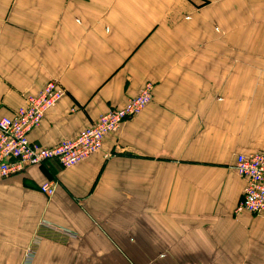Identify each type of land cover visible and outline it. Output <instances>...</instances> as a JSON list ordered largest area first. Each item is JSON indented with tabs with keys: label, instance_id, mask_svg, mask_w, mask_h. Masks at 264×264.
Listing matches in <instances>:
<instances>
[{
	"label": "crops",
	"instance_id": "1",
	"mask_svg": "<svg viewBox=\"0 0 264 264\" xmlns=\"http://www.w3.org/2000/svg\"><path fill=\"white\" fill-rule=\"evenodd\" d=\"M221 1L0 0V118L64 89L31 140L73 137L153 84L78 164L0 178V264H264V213L235 212L233 169L264 153V0Z\"/></svg>",
	"mask_w": 264,
	"mask_h": 264
},
{
	"label": "built area",
	"instance_id": "2",
	"mask_svg": "<svg viewBox=\"0 0 264 264\" xmlns=\"http://www.w3.org/2000/svg\"><path fill=\"white\" fill-rule=\"evenodd\" d=\"M64 90L55 80H49L35 95L25 98L23 105L10 116L0 118V178L19 174L28 166L47 160H56L62 167L74 166L98 151L108 132L119 128L123 119L137 114L149 102L151 83H145L122 108H111L99 115L97 121L80 130L73 137L53 145H42L29 138V132L37 127L45 112L63 96ZM234 167L246 178L235 212L264 213V153L254 152L236 155ZM40 191L50 197L55 183L45 181ZM29 260V258H27Z\"/></svg>",
	"mask_w": 264,
	"mask_h": 264
},
{
	"label": "rangeland",
	"instance_id": "3",
	"mask_svg": "<svg viewBox=\"0 0 264 264\" xmlns=\"http://www.w3.org/2000/svg\"><path fill=\"white\" fill-rule=\"evenodd\" d=\"M221 2L222 3V1L221 0H218V2ZM189 2H190V4L193 6V7H195V8H197L198 10H201V9H203V8H212L211 9V11L213 10V9H215V10H217V0H189ZM214 10V11H215ZM213 11V12H214ZM216 15V14H215ZM186 17V16H185ZM216 22V24H217V21H215ZM218 28V27H217ZM217 28L216 29H213V30H215L216 32H217ZM212 44H216L217 45V34H216V37L215 38H213V39H210V40H207L206 41V44H205V50H206V54H207V57L209 56V52L212 50L209 46H211ZM211 56V58L212 57H215V58H217V55H215V54H211L210 55ZM211 68H213V67H211ZM51 80H54V79H51ZM55 81H57V80H55ZM58 82V81H57ZM59 83V82H58ZM148 83V82H147ZM151 85H152V92H153V84L151 83ZM61 86V85H60ZM62 87V86H61ZM64 90V89H63ZM137 94V93H136ZM135 94V95H136ZM134 95V96H135ZM133 97V96H132ZM130 98V97H129ZM128 98V99H129ZM128 99L126 100V103H127V101H128ZM151 99H152V95H151ZM151 99L149 100V102L151 101ZM148 102V103H149ZM126 103L123 105V106H121V107H109L105 112H107L109 109H111V108H122V107H124L125 105H126ZM147 103V104H148ZM146 104V105H147ZM145 105V106H146ZM142 111V109L138 112V113H140ZM104 112V113H105ZM137 113V114H138ZM137 114H135V115H132L131 117H128V118H125V119H123L122 120V122L120 123V125H119V127L122 125V123L124 122V121H126V120H128V119H131V118H133L134 116H136ZM97 121V120H96ZM95 121V122H96ZM94 122V123H95ZM93 123V124H94ZM92 125V124H91ZM90 126V125H89ZM119 129V128H118ZM117 129V130H118ZM116 131V130H115ZM115 131H111V132H115ZM111 132H108V133H111ZM103 142V141H102ZM102 147V146H101ZM101 149V148H100ZM99 149V150H100ZM233 169L235 170V172L238 174V175H240L239 173H238V171L235 169V167H234V164H233ZM240 176H242V175H240ZM243 178H245L244 176H242ZM245 180H246V178H245ZM246 185V184H245ZM245 187V186H244ZM244 189V188H243ZM243 191V190H242ZM241 198V196L239 197V199ZM239 201V200H238ZM238 203V202H237Z\"/></svg>",
	"mask_w": 264,
	"mask_h": 264
}]
</instances>
